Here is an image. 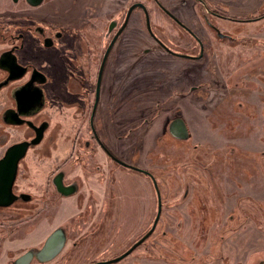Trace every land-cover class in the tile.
<instances>
[{
  "label": "rangeland",
  "instance_id": "rangeland-1",
  "mask_svg": "<svg viewBox=\"0 0 264 264\" xmlns=\"http://www.w3.org/2000/svg\"><path fill=\"white\" fill-rule=\"evenodd\" d=\"M100 1H103L100 13L107 24L130 0ZM161 1L169 8L173 6L177 15L197 17V8L192 3ZM95 2H88L90 12L94 8L91 3ZM149 6L154 35L144 32L140 12L136 10L128 30L118 41L119 63L114 66L112 53L104 68L94 124L103 140L108 137L115 140L116 145L118 138H122L118 155L135 154L140 157L141 166H151L161 197V213L153 232L142 245L123 259L106 264H196L202 261L208 264V260L203 259L209 255L213 238L235 231L238 232L233 236L264 237V231L253 229L250 222L244 226V221V227H236L246 215L255 220L257 216L260 224H264V207L262 212H258L257 207L264 203V133L261 129L264 95H231L232 105L238 110H230L232 118L226 121L222 119L224 111L220 108L224 105L220 103H229L230 95H216L217 102L213 95H198L201 91L207 93L209 87L215 90L211 78L214 69L210 66L213 60H216L217 70L228 78L221 91L264 93V59L259 57L261 47L256 41L260 37L264 43V19L259 24L246 25L244 46L230 47L227 41L212 37L210 44L214 45L216 55L196 65L199 61L173 57L155 42L159 37L177 50L179 45L185 47L190 43L174 30H160L176 26L152 4ZM77 7L75 12L83 8L82 5ZM91 71L92 92L96 67ZM200 84L201 89L197 87L192 93L188 90ZM60 86L63 84H57ZM49 97L54 105L36 117L37 121L47 120L48 128L39 145L29 151L28 167L21 168L24 170L20 174L24 179L20 184L32 188L36 196L42 194L37 189L39 186L48 194L44 195V203L39 201L37 213L22 211L19 216L7 218L6 215L13 213L0 212V264H12L18 254L38 248L59 226L67 237L62 251L49 261L31 264H88L112 259L149 229V218L154 219L156 214V189L151 192L148 179L129 169H117L112 182L106 177L109 188H105L104 195H99L104 204L99 222L96 211L87 212L82 208L86 204V200L78 196L82 190L63 197L53 192L46 180L55 172V165L60 166L65 176L68 174L67 180L79 173L76 159L66 157L71 150L79 151L78 154L82 151L88 102L93 95L85 100H81L82 95H63L62 100L69 103L67 106L59 105L52 95ZM145 108L149 112L138 115L139 110ZM217 111L220 116L216 115ZM174 116H180L186 124L190 134L188 140H176L165 133L167 121ZM145 118L149 122L143 121ZM97 119L102 120L104 133ZM225 126H229L227 133ZM1 130L7 129L3 130L0 125ZM9 131L12 135L18 133L14 128ZM20 133L27 134V131L24 129ZM142 139L146 140V145L137 147L135 141ZM75 140L76 147L72 148ZM210 140L216 142L210 143ZM19 205L33 206L28 202ZM229 218L232 219L230 223L226 221ZM199 255L205 256L198 259ZM258 256L264 258V254L254 257Z\"/></svg>",
  "mask_w": 264,
  "mask_h": 264
},
{
  "label": "flooded vegetation",
  "instance_id": "flooded-vegetation-1",
  "mask_svg": "<svg viewBox=\"0 0 264 264\" xmlns=\"http://www.w3.org/2000/svg\"><path fill=\"white\" fill-rule=\"evenodd\" d=\"M91 3V6H94L93 10L90 12L88 10L89 5L88 2ZM116 3H120L123 0H113ZM166 2H173L179 4L192 3L197 8V17L192 19V16H186L185 14L177 15L175 13V9L172 7H167L161 0H130L127 3L126 8L119 14L115 13L105 24L104 19L102 18V14L100 10L103 7V1L100 0H41L38 5H31L30 0H0V53L3 51H11V53L15 56L16 63L24 68V72L21 76L9 80L5 85L0 87V95H3L0 115L1 112L8 107H15V101L11 97L12 90L23 83L28 79L31 74L32 69L37 70L42 73L45 81L40 85L43 93H44V105L37 112V114L33 115L31 118L34 123L39 124L43 121H37V115L44 109L49 106H53L51 103L50 95L55 98L57 103L62 106H67L69 103L67 101H63V95H82L81 100H85V97L88 95H93L92 101L88 102L90 104L89 111L86 113V128L85 132L82 134L81 139V148L82 151L71 150L69 156L66 157L69 159L75 158L77 168L79 173L72 175L69 180H67V176H65L63 170L59 168L60 166L55 165V172L50 177V179L46 180V182H50L53 192L56 195L61 197L76 195L78 192H81L80 195L83 199L86 200V204L82 207L85 208L87 212H97V222H99L100 216H103L104 204L99 199V195H104L105 188L108 190V182L106 183V177H110L111 182L114 179L113 174L117 169H129L141 177H145L149 181L150 191L155 190L153 183V174L151 166L143 167L141 166L139 156H130L122 157L117 154V149L120 147L121 140H118V144L115 145V140H111L107 137H104L103 140L101 136L98 134L97 129L95 128L94 118L96 116V109L99 102V97L95 108L93 109L94 101H95V85L98 75V70L100 63L104 57L105 51L109 45V43L113 40L110 49L107 53V56L104 61V66L102 70V76L104 72V68L107 64L109 57H111L112 53V62H115L114 66L119 63V39L125 34L128 30V26L131 23L132 14L139 10L141 16V22L143 23V30L146 34L151 35L153 37V31L151 28V16H150V6H152L159 12L161 15L164 14L166 19L170 21L171 24L175 25L176 28H162L160 30L171 31L174 30L179 33L180 36L185 37L186 41L189 43L188 45H179V50L174 47L169 46L164 42L163 39L156 37L155 42L168 54H171L173 57L183 58L192 60L193 62L199 61L196 65H200L201 62H205L212 58V56L216 55L213 51V46L211 42L212 37L218 38L224 41H227L229 44L227 46L234 47L236 45H246V25L248 24H259L261 20L264 19V0H163ZM10 2V3H9ZM66 3V4H65ZM133 3H141L143 7L136 6L130 12L128 19L121 29L123 22L125 21L127 10L129 6ZM249 3H252V6H249ZM82 5V9L80 11L75 10ZM146 15L149 21V28L146 24ZM201 20L200 23H196L195 21ZM111 25V26H110ZM110 26V28H109ZM164 32H162L164 35ZM260 32V30H259ZM206 33V34H204ZM263 35H261L262 38ZM262 39H257L259 42L257 45L261 47V53L259 57L264 59V43L261 41ZM216 41V39L214 40ZM235 44V45H234ZM211 50V51H210ZM208 51V52H207ZM211 54V56H209ZM11 56V55H9ZM8 58V57H7ZM12 58V56H11ZM203 59L202 61H200ZM206 59V60H205ZM213 60V59H212ZM264 61V60H263ZM213 63L210 66L214 69L212 74V82L214 84V91L209 89L208 92L205 93L201 91L198 95H213L214 101H216V95H230V102L220 103L224 105V107L220 108V111H224L222 113V119L224 121L231 119L232 116L230 114V110H238V108L233 107L234 98L231 95H264L263 92H230L227 93L225 91H221L224 86L227 85L226 81L228 78L222 74L216 68V60L212 61ZM96 67V71L94 74V86L93 91L91 92L90 84L92 82V71L91 68ZM21 73V72H19ZM13 74H15L13 72ZM8 75V72L0 69V81L4 80ZM36 75V74H35ZM101 76V82H102ZM36 79L43 78L41 75L37 74ZM100 82V88H101ZM223 82V83H220ZM57 84H63V86L57 87ZM50 85V86H49ZM55 85V86H51ZM74 85L76 86V91L74 90ZM218 85V86H216ZM201 89L202 84L198 86L189 87L188 90L192 93L194 89ZM80 89V91L78 90ZM217 88V90H216ZM81 92V94H79ZM100 95V90H99ZM263 97L260 98V101ZM217 102V101H216ZM56 107V106H54ZM58 107V106H57ZM30 110V109H29ZM28 110V111H29ZM149 112L148 109L139 110L138 115H142L143 113L147 114ZM217 116H220V112L217 111ZM252 116H254L252 114ZM262 116L264 117V103L262 105ZM181 118L180 116H174L172 119L168 120L166 125L165 133H169L176 140H188L190 138V134H187L186 138H178L174 136L170 131L171 122L176 119ZM47 121V120H46ZM98 126L100 124L101 132L103 130L102 120H98ZM145 122L147 118L143 119ZM1 127L4 132H0V157L3 155L5 148L15 142L29 139L33 136V132L30 128L23 125L18 126H10L1 121ZM49 125V123H48ZM148 125V123H147ZM186 125V124H185ZM226 125V124H225ZM9 128H14L17 132H22L24 129L27 131V134H22V137L11 143H8V139L12 136ZM48 126L46 127L44 133L46 132ZM173 131L179 133V128L176 126H172ZM187 128V127H186ZM225 133H227L229 126H225ZM261 129L264 133V122L261 126ZM188 132V131H187ZM14 133V132H13ZM145 130L142 134L144 137ZM224 133V134H225ZM44 137V135H43ZM43 139V138H42ZM41 142V141H40ZM107 142V144H106ZM138 143L137 147H143V139L140 141H135ZM210 143L216 142L215 140H210ZM75 143L72 145V148L76 147ZM114 144V145H113ZM39 144L29 147L26 151L25 156L18 162L17 175L15 181L12 186V192L15 195H19L20 193L29 194L30 197L25 195H19V199L14 200L8 206H0V212L8 213L12 212L9 216L6 217H15L19 216V213L22 211H36L39 212L38 209L40 206V202H45L46 198L44 195H47L48 192L42 189L41 186L37 187L38 190L41 191V195L43 198L36 196L32 188L29 186L26 187L24 184H20L23 178H20L23 172L21 168L28 167L27 157L30 150H34ZM131 147V146H130ZM75 153V154H74ZM115 158L124 162L121 164ZM146 161V160H145ZM147 163V162H146ZM149 163V162H148ZM63 172L62 182L64 185L72 186V193L68 195H62L55 187L54 178L57 173ZM155 180V179H154ZM48 182V185H49ZM35 189V188H34ZM102 191V192H101ZM157 191L158 187H157ZM155 190L156 195V207H157V192ZM215 191V190H214ZM101 192V193H100ZM185 192V193H184ZM184 196L186 195V191H184ZM198 193V192H197ZM196 193V194H197ZM151 194V193H150ZM226 196V195H225ZM227 198V197H226ZM25 199V200H24ZM40 201V202H39ZM161 201V197H160ZM31 203L33 206L31 208H25L19 203ZM78 197L77 202L78 203ZM46 204V203H45ZM82 206L80 201L79 203ZM152 204V201H151ZM162 205V202H161ZM127 206V205H126ZM258 212H262L264 207L263 204H258ZM83 210V209H82ZM157 210V208H156ZM261 214V213H259ZM12 215V216H11ZM263 216V215H262ZM160 217V216H159ZM20 219V217H18ZM150 227L153 223V219L150 216ZM264 219V216H263ZM230 223L232 221L231 218L226 220ZM247 226L249 222L253 225V229H258L260 231H264V224H260L257 216L256 220L251 216H245V219H242L241 224H238L236 227H244ZM264 221V220H263ZM217 225V224H216ZM218 225L220 223L218 222ZM1 226V225H0ZM226 226V225H224ZM60 227V226H59ZM149 227V228H150ZM58 228V227H57ZM63 229V227H60ZM1 229V227H0ZM56 229V228H55ZM64 231V229H63ZM148 229L139 235L136 239H134L131 244L128 246L129 248L138 241ZM52 232V231H51ZM238 231H235L236 233ZM65 233V231H64ZM234 233L221 235L216 237L217 239L211 241L209 246L208 256H206L203 260L207 261L208 264H264V258L262 257H254L255 255L264 254V237L251 238L246 235L242 237L233 236ZM66 235V233H65ZM151 235V234H150ZM145 237L140 244L134 247L132 251H134L137 247L142 245L149 236ZM67 237H65L66 243ZM63 245V247H64ZM42 246V244H41ZM32 248L34 250L40 249ZM63 247L59 251H62ZM127 247V248H128ZM128 248V249H129ZM127 249V250H128ZM28 250V249H27ZM25 250V251H27ZM24 251V252H25ZM126 251V250H125ZM124 251V252H125ZM22 252V253H24ZM130 252V253H131ZM18 254L16 257L21 255ZM59 253L57 255H59ZM129 253V254H130ZM128 254V255H129ZM56 255V256H57ZM55 256V257H56ZM198 259L203 258L205 255H199ZM54 257V258H55ZM126 257V256H125ZM12 261V264L15 260ZM253 258V259H252ZM53 259V258H52ZM123 259V258H122ZM251 259V260H250ZM107 259H101L100 261H105ZM32 262L41 263L38 258L33 257L29 264ZM46 262V261H45ZM98 262L93 261L88 264ZM8 264V263H5ZM196 264H203V261ZM205 264V263H204ZM207 264V263H206Z\"/></svg>",
  "mask_w": 264,
  "mask_h": 264
},
{
  "label": "water",
  "instance_id": "water-1",
  "mask_svg": "<svg viewBox=\"0 0 264 264\" xmlns=\"http://www.w3.org/2000/svg\"><path fill=\"white\" fill-rule=\"evenodd\" d=\"M40 1L41 0H30V4L38 5ZM136 6H140L144 8L143 4L141 3L131 4L127 10L125 21L123 22L121 28L118 30L116 34H118L121 31V29L123 28V26L125 25L128 19L130 12ZM146 24L148 29L150 30L147 15H146ZM112 42L113 40L109 43L105 51L104 57L99 66L96 85H95V101H94L93 109L95 108V105L99 97L100 82H101L104 61ZM9 55H11L12 58ZM0 69H3L8 72L7 77L4 80L0 81V87L5 85L9 80L21 76V74L24 72L23 71L24 68H22L16 63L15 56L11 53L10 50L3 51L0 53ZM13 72L15 74H13ZM35 74L36 75L39 74L43 78L36 79ZM44 81L45 79L42 73L38 72L35 69H32L31 74L29 75L25 83L12 90L11 97L15 101V107L14 108L8 107L1 112L0 118L3 123L8 124L10 126H18L24 124L26 127L32 130L33 136L29 139H24L8 145L5 148L3 155L0 157V206L10 205L14 200L19 199V195L21 196L25 195L27 197H30L29 194H25V193H20L18 196L13 194L12 186L17 175L18 162L25 156L26 151L29 147L35 146L40 143V141L43 138L44 131L48 126V121H42L39 124H36L33 122L31 118L34 114L36 115L37 112L44 105V93L40 86ZM172 126L178 127L179 133L173 131ZM170 131L174 136L178 138H186L188 134L186 125L182 118H176L171 122ZM115 159L121 164H124L123 161L117 158ZM62 176H63V172L57 173L54 178V184L56 189L62 195H68L72 193L71 191L72 186L64 185L62 182ZM153 183L157 191V186L154 179H153ZM156 193H157V210L155 217L153 219V223L146 232V234H144L143 237H141L138 241H136L128 250L118 255L117 257L105 261L94 262L91 264H106L121 260L122 258L127 256L134 247L140 244L145 237H147L153 232L161 213L160 195L158 191ZM65 237L66 235L62 228L58 227L54 229L52 232H50L47 235L40 249L37 250H34L32 248L28 249L27 251L16 257L13 264H29L33 257L38 258L42 262L51 260L59 253V251L63 247L65 242Z\"/></svg>",
  "mask_w": 264,
  "mask_h": 264
},
{
  "label": "crops",
  "instance_id": "crops-1",
  "mask_svg": "<svg viewBox=\"0 0 264 264\" xmlns=\"http://www.w3.org/2000/svg\"><path fill=\"white\" fill-rule=\"evenodd\" d=\"M10 3V2H9ZM3 99V95H0V100H2ZM0 109H1V105H0ZM2 131V130H1ZM188 131V130H187ZM3 132V131H2ZM1 132V133H2ZM22 137V134L20 133L19 134V132L18 133H16V135H12L9 139H8V143H11V142H13V141H17V140H19L20 138ZM119 140H121L122 138L121 137H119L118 138ZM112 140V139H111ZM143 146H144V144H145V142H146V140L145 139H143ZM152 141V140H151ZM151 141H150V143H151ZM114 145V144H113ZM146 145V144H145ZM121 146V145H120ZM149 148H151V144H150V146H149Z\"/></svg>",
  "mask_w": 264,
  "mask_h": 264
}]
</instances>
